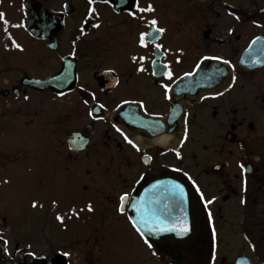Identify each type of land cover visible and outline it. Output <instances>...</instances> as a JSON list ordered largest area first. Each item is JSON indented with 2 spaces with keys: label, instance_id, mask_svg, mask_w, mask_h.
<instances>
[{
  "label": "flooded vegetation",
  "instance_id": "1",
  "mask_svg": "<svg viewBox=\"0 0 264 264\" xmlns=\"http://www.w3.org/2000/svg\"><path fill=\"white\" fill-rule=\"evenodd\" d=\"M149 6L153 11H139ZM3 14L0 50L15 61L0 71V107L27 126L35 118L51 139L43 160L63 164L84 183L63 216L81 220L77 233L92 224L77 243L100 229L118 244L128 234L140 248H158L164 264H264V156L249 155L242 141L244 132L264 137V67L251 69L248 59L255 42L264 53V0H11ZM51 77L55 88L27 85ZM63 122L66 132L59 131ZM236 147L243 155L235 156ZM97 165L114 171L107 177ZM168 177L185 182L197 205L199 233L180 251L170 242L145 243L129 206L121 210V196L132 199ZM110 179L119 194L107 188ZM96 189L116 196L106 199L115 209L109 227L101 206L91 205L103 200ZM60 253L68 264L85 263ZM15 256L7 249L4 258L15 264Z\"/></svg>",
  "mask_w": 264,
  "mask_h": 264
},
{
  "label": "rangeland",
  "instance_id": "2",
  "mask_svg": "<svg viewBox=\"0 0 264 264\" xmlns=\"http://www.w3.org/2000/svg\"><path fill=\"white\" fill-rule=\"evenodd\" d=\"M0 1L3 3L2 5L0 2V13H5L11 0ZM4 20H7L6 16L0 19V42L5 34L2 31ZM17 58V63H20L22 58ZM13 61L15 59L6 54L4 48L0 50L1 74L3 68ZM4 76H0V88H3L1 78ZM252 91H256L254 84ZM0 109V234L7 242L11 254L20 259L24 255L54 257L58 251L69 250L76 253V259H82L84 264H164L167 257L158 248H140L136 237L131 238L128 234H124L125 238L118 244L117 237H108L100 229L93 234L92 230L91 237L77 243L86 237L92 224L83 223L77 233L73 226L80 223V219H65L61 222L57 217H63L69 209L68 206L78 202L79 194L84 193V183L79 181L77 172H67L63 164H51L43 160L42 154L47 155L43 146L48 139L51 142V139L39 132L36 128L39 124L35 118L32 123L28 121L29 127L22 121L20 114L13 118V113L1 107ZM45 121L47 119L43 122ZM67 125L65 122L59 123V131L66 132ZM242 137L247 147L245 151L249 155L264 156V137L261 139V131L244 132ZM59 147L62 151V147ZM211 151L206 152L205 156H211ZM239 155H243V150L236 147L235 156ZM82 166L76 164V168L85 172L88 167ZM108 166L110 169H106L105 165H97V168L99 172L109 170L106 175L108 177L114 171V166ZM115 178L119 179L117 175ZM110 181L112 182L111 179L107 181V188L115 195L119 194L120 187H112ZM95 191L98 193L96 196L101 195L103 200L101 202L100 198L98 201L95 200L97 198L92 199L91 205H100V214L109 217L115 209L112 208L111 201L107 202L106 199L111 200L116 196L113 197L109 192L107 197L105 195L108 192L103 194L101 190ZM33 204L36 206L33 207ZM105 220L104 226L109 227L112 219L109 217ZM94 221L92 218V222Z\"/></svg>",
  "mask_w": 264,
  "mask_h": 264
},
{
  "label": "water",
  "instance_id": "3",
  "mask_svg": "<svg viewBox=\"0 0 264 264\" xmlns=\"http://www.w3.org/2000/svg\"><path fill=\"white\" fill-rule=\"evenodd\" d=\"M31 33L39 36L35 28L29 25ZM251 61V69L264 66V53L259 43L253 44L248 54ZM259 63V64H257ZM57 77L47 80H30L27 85H32L37 90L55 88ZM128 202L123 203L126 207ZM129 212L135 227H139L144 239L155 243L170 242L178 250L180 247H189L196 241L199 233L197 207L189 187L182 181L174 178L155 180L147 184L131 203ZM188 231L179 234L183 226ZM158 227L175 228L174 231H157ZM180 251V250H179ZM44 259H33L30 264H46ZM51 264H66L63 256H55ZM49 263V264H50ZM179 264V262L177 263Z\"/></svg>",
  "mask_w": 264,
  "mask_h": 264
},
{
  "label": "snow or ice",
  "instance_id": "4",
  "mask_svg": "<svg viewBox=\"0 0 264 264\" xmlns=\"http://www.w3.org/2000/svg\"><path fill=\"white\" fill-rule=\"evenodd\" d=\"M92 2H93V0H89V3H92ZM106 2H107V0H106ZM139 11H141V12H143V11H153V9L151 8V6H149L147 9H139ZM131 14L134 15V13H131ZM3 16H4V14H3V13H0V19H2ZM237 19H239V17H237ZM3 22H4V24L7 26L8 22H7L6 20H4ZM156 23H157L156 20H152V21H151V24H152V25H156ZM95 26L98 27L99 25H95ZM156 31H157V32H163L164 29H162V28H157ZM146 35H147V34L142 33L141 36H140V44H141V46H146V41H145V36H146ZM13 43L15 44V42H13ZM15 47L19 48L20 46H19L18 44H15ZM156 47L159 48L160 45L157 44ZM224 63H228V61H224ZM140 70H143V69H140ZM167 75H168V78L171 79V77H172V73H171V72H168ZM25 99H27V97H25ZM129 143H131V141H129ZM241 168L243 169L244 166L241 165ZM245 171H246V169H245ZM125 199H127V194H125V195H123V196L120 197V200H121V210H122V206H123V201H124ZM242 202H243V201H242ZM209 203H211V201H209ZM35 206H36V205L33 204V207H35ZM87 210H88L89 212L93 211L92 206H91L90 204L87 205ZM81 211H83V209H81ZM73 212H74V214H77V215H78V213H75V210H73ZM209 218H211V214H210V213H209ZM57 219H58V220H61V222L63 221V217L58 216ZM134 226H135V225H134ZM174 230H175V228H165V227H158V228H157V231H160V232H163V231H174ZM136 231L139 232L142 236L144 235V232H143L139 227L136 228ZM187 231H188V228H187V226L185 225V226L182 227V229L180 230V233H179V234L186 233ZM0 241H2L5 245H6V243H7L6 241H3V238H2V237H0ZM145 243H147V240H145ZM149 246H151V245H149ZM5 251H6V248H5ZM65 255H68V254L65 253Z\"/></svg>",
  "mask_w": 264,
  "mask_h": 264
},
{
  "label": "trees",
  "instance_id": "5",
  "mask_svg": "<svg viewBox=\"0 0 264 264\" xmlns=\"http://www.w3.org/2000/svg\"><path fill=\"white\" fill-rule=\"evenodd\" d=\"M5 254H7V249L5 251V247L0 243V264H11L8 262V258H4Z\"/></svg>",
  "mask_w": 264,
  "mask_h": 264
},
{
  "label": "bare ground",
  "instance_id": "6",
  "mask_svg": "<svg viewBox=\"0 0 264 264\" xmlns=\"http://www.w3.org/2000/svg\"><path fill=\"white\" fill-rule=\"evenodd\" d=\"M176 146H177V144L172 143L170 147L175 148Z\"/></svg>",
  "mask_w": 264,
  "mask_h": 264
}]
</instances>
